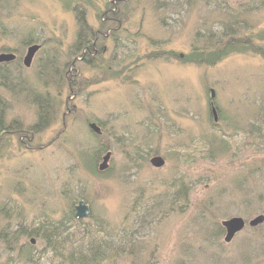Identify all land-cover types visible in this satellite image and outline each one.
I'll return each mask as SVG.
<instances>
[{
	"label": "rangeland",
	"instance_id": "rangeland-1",
	"mask_svg": "<svg viewBox=\"0 0 264 264\" xmlns=\"http://www.w3.org/2000/svg\"><path fill=\"white\" fill-rule=\"evenodd\" d=\"M76 8L89 63L74 56ZM28 39L40 49L25 67ZM1 53L16 66L0 83V264L81 251L99 264H264V222L248 226L264 217V0H0ZM35 100L51 119L39 133ZM79 202L89 215L69 221ZM231 218L245 226L225 243ZM52 225L54 249L18 235Z\"/></svg>",
	"mask_w": 264,
	"mask_h": 264
},
{
	"label": "trees",
	"instance_id": "trees-1",
	"mask_svg": "<svg viewBox=\"0 0 264 264\" xmlns=\"http://www.w3.org/2000/svg\"><path fill=\"white\" fill-rule=\"evenodd\" d=\"M75 11H76L75 12L76 13L75 14L76 22L78 24V33H77V36H76L75 44L73 45L74 51H75L74 56L79 53L80 54V59L83 60L86 63H89V59L88 58L95 53V48L92 45V40H93V35L94 34L90 30V28L87 26L84 12L78 10L77 8L75 9ZM26 44L28 46H31V45H35V42L32 39H28V40H26ZM81 52H84V53H81ZM11 66H16V62L13 63V64H11V63H9V64H6V63L0 64V83L2 85L3 84L6 85V83H8V81L10 79L9 74L12 73V67ZM64 66L65 67L73 66V62L72 63L68 62ZM210 100H212V99H210ZM34 102L37 103V106H38V115H37L36 124L33 126V128L31 130H32L33 133H39L43 129H45L48 126V124L50 123V121H51L50 116H49L50 112L47 109V107H45L40 102H37L36 100ZM1 106H3V103H1V100H0V135L3 134V133H6L8 131V128H6L4 126V122H3L4 107H1ZM177 197L186 198V194H183L182 192H177L173 196V198L176 199ZM158 207H160V205H158ZM73 210L74 209H71L70 214L72 216H68V220L77 222L78 219L76 220L75 211H73ZM63 225H64V223L62 221H60L58 223L57 227L63 226ZM47 226H50V225H47ZM54 226L55 225H52L50 229H45V230H48L50 232L46 236L43 235L41 232H40L41 234H39L38 233L39 232L38 229L34 230L35 232L26 231V229H24V230L20 231L18 233V235L20 237H27V238L38 237V235H40L41 238L45 242V246L54 249L55 245H56V241H57V237L56 236L58 235L57 230H56V228ZM45 227L46 226H44V228ZM217 227H218L217 235L221 236V233H222L221 229L222 228L218 224H217ZM62 231H65V230H62ZM27 246H28L29 250L32 251L33 248L31 246V242L30 241L27 244ZM91 247L92 246L90 245L86 249H90V251H91ZM30 251H28V253H27L28 257H27L26 260L31 258L30 257V253H31ZM97 255L93 254V255H91V257L87 258L85 256L84 252L81 251L74 259H71V257H69V259L66 262H68L69 264H99L100 261H101V258L96 257Z\"/></svg>",
	"mask_w": 264,
	"mask_h": 264
},
{
	"label": "water",
	"instance_id": "water-1",
	"mask_svg": "<svg viewBox=\"0 0 264 264\" xmlns=\"http://www.w3.org/2000/svg\"><path fill=\"white\" fill-rule=\"evenodd\" d=\"M40 45H31L27 48L26 56L23 60V65L25 67H29L31 64V61L35 54L39 51ZM16 59V56L11 53H1L0 54V64L3 63H10ZM214 98L213 91H211V99ZM211 114L213 116L214 121L217 120V113L216 110L212 107ZM89 129L95 134V135H101L100 129L95 124H89ZM110 158V153H106L102 158V163L98 166V170L100 172H103L107 169V164ZM150 164L153 167H161L163 165V160L160 157H154L150 160ZM90 211L87 205H85L83 202H79L78 205L75 207V217L76 219H83L86 218L89 215ZM264 222L263 216H257L253 220H251L248 223L249 227H257L261 225ZM222 227L225 230V237L224 242L230 243V241L233 239V237L240 232L244 226L245 222L241 218H231L229 220L221 222ZM33 242V240H32ZM31 242V243H32Z\"/></svg>",
	"mask_w": 264,
	"mask_h": 264
},
{
	"label": "flooded vegetation",
	"instance_id": "flooded-vegetation-1",
	"mask_svg": "<svg viewBox=\"0 0 264 264\" xmlns=\"http://www.w3.org/2000/svg\"><path fill=\"white\" fill-rule=\"evenodd\" d=\"M209 1H215V0H209ZM210 107H211V109H212V105H211V103H210Z\"/></svg>",
	"mask_w": 264,
	"mask_h": 264
}]
</instances>
